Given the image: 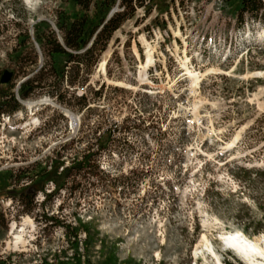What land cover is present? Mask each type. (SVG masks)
Masks as SVG:
<instances>
[{
	"label": "rangeland",
	"instance_id": "374dc122",
	"mask_svg": "<svg viewBox=\"0 0 264 264\" xmlns=\"http://www.w3.org/2000/svg\"><path fill=\"white\" fill-rule=\"evenodd\" d=\"M161 6L148 16L138 9L70 88L53 82L36 35L62 42L57 12L76 10L60 0H0V81L14 73L18 95L40 70L47 79L19 99L22 110L0 117V172L45 166L58 153L67 165L93 156L77 190L68 185L32 215L0 190V258L9 264H70L65 226L77 220L98 239L88 254L81 245L91 264L110 249L120 264H251L221 241L236 233L264 248V24L245 16L240 26L222 0ZM40 22L50 29L36 34ZM22 34L29 41L17 67Z\"/></svg>",
	"mask_w": 264,
	"mask_h": 264
},
{
	"label": "trees",
	"instance_id": "16d2710c",
	"mask_svg": "<svg viewBox=\"0 0 264 264\" xmlns=\"http://www.w3.org/2000/svg\"><path fill=\"white\" fill-rule=\"evenodd\" d=\"M64 4H68L74 8L76 12L67 14L64 11L57 12L56 28L61 34L62 42H59L55 34H50L46 38L36 35V41L40 47H43L49 59L48 68L54 80V83H66L70 88H76L80 84L82 72L89 71L95 66L100 57L106 52L114 34L129 20L133 19L138 9H143L145 16L156 11H162L164 0H60ZM224 2V11L229 9V13L236 17L237 22L241 26L248 16L255 22L264 24V0H222ZM119 8L110 18V13ZM168 12V10H167ZM109 18V19H108ZM158 18H156L155 26H158ZM163 25L161 31L166 28ZM40 28L50 29L47 22H40L36 25V34ZM19 50L14 52L12 63L17 67H21L23 61V52L26 50L25 45L29 41L27 34L19 36ZM46 70V69H45ZM14 74V73H13ZM225 80L223 76L216 77ZM44 79V70H40L35 76L28 78L20 85L18 95L11 93V85H0V117L3 115L11 116L23 109L19 99L28 100L32 97L36 88L46 83ZM87 82L83 79V83ZM57 99L61 100V96L55 94ZM82 103V110L88 108L86 98L83 96L78 100ZM110 140L108 134H103L98 139L99 146L104 145ZM92 154H87L83 158L73 159L67 165L64 157L58 153L49 162L45 164L36 163L15 173L14 170L0 172V190L6 192L7 196L14 202L16 206L22 209V213L32 215L40 207H44L46 202L54 195L59 194L68 185L72 190H77L79 185L76 178L84 179L88 172L90 163L93 161ZM30 171V172H29ZM27 175V176H26ZM84 175V177H83ZM264 175V174H262ZM97 177V176H96ZM74 179V180H72ZM28 180V181H27ZM24 182V183H23ZM53 186L52 192H47V186ZM42 193L45 197L44 202L39 205L37 196ZM259 210L264 220V202L259 205ZM249 217V214H247ZM50 217L45 219L46 222L53 221ZM78 226H65L67 236L71 240V247L74 251L73 259L68 260L70 264H91L89 260L83 261V255L80 254L81 245L85 253L88 254L91 247L98 241L96 234H92L89 224H84L81 220H77ZM259 229L255 230V234H259L263 230L262 222L258 223ZM85 234L84 242L79 241V233ZM0 264H9L3 258H0ZM41 264H53L47 259L41 261ZM64 264V263H62ZM98 264H120L114 249H110L109 254Z\"/></svg>",
	"mask_w": 264,
	"mask_h": 264
},
{
	"label": "bare ground",
	"instance_id": "6f19581e",
	"mask_svg": "<svg viewBox=\"0 0 264 264\" xmlns=\"http://www.w3.org/2000/svg\"><path fill=\"white\" fill-rule=\"evenodd\" d=\"M104 67V63L102 65ZM41 103H28L27 107L38 106ZM75 121V118H73ZM223 243L230 246L234 251H236L243 259L248 261L251 264H260L259 258L263 259L264 257V248L261 246L260 242L252 241L247 238L245 235L236 233L225 235L221 238ZM219 264H222L219 261Z\"/></svg>",
	"mask_w": 264,
	"mask_h": 264
},
{
	"label": "water",
	"instance_id": "95a60500",
	"mask_svg": "<svg viewBox=\"0 0 264 264\" xmlns=\"http://www.w3.org/2000/svg\"><path fill=\"white\" fill-rule=\"evenodd\" d=\"M115 11L116 10H113L111 13H110V15H109V18L115 13ZM108 18V19H109ZM13 73L12 72H9V71H6V72H4L3 73V75H2V78H1V81H0V84L1 85H8V84H10L11 83V80H12V78H13ZM22 103V102H21ZM23 105H24V103H22ZM72 121H74L73 119H72Z\"/></svg>",
	"mask_w": 264,
	"mask_h": 264
}]
</instances>
